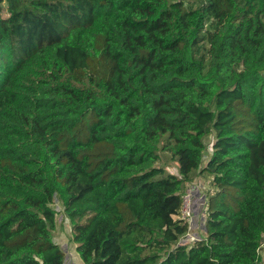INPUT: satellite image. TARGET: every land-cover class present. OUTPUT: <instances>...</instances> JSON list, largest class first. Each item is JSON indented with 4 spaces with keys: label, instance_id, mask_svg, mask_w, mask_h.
Listing matches in <instances>:
<instances>
[{
    "label": "trees",
    "instance_id": "obj_1",
    "mask_svg": "<svg viewBox=\"0 0 264 264\" xmlns=\"http://www.w3.org/2000/svg\"><path fill=\"white\" fill-rule=\"evenodd\" d=\"M60 209L83 264H264V0H0V264H64Z\"/></svg>",
    "mask_w": 264,
    "mask_h": 264
},
{
    "label": "rangeland",
    "instance_id": "obj_2",
    "mask_svg": "<svg viewBox=\"0 0 264 264\" xmlns=\"http://www.w3.org/2000/svg\"><path fill=\"white\" fill-rule=\"evenodd\" d=\"M175 1V0H170ZM185 6H196L200 0H182ZM3 15L7 16V13L3 11ZM214 134H211L204 138L206 143V152L211 150V142L213 141ZM207 156V153L204 157ZM205 159V158H204ZM157 166H163L169 173L177 172V161L174 160L170 153L167 151H161V159L155 163ZM196 180L192 179L191 183L185 184V188L191 184V199H190V209H191V221H190V232L193 234L194 238H202L205 234L204 219H205V200L206 196L215 191V188L211 183V176L206 173H194ZM194 181H196L194 183ZM199 185H198V184ZM54 241L59 244L60 248L64 252L65 262L64 264H83L77 251L76 244L71 239V226L69 220L63 213L62 209L56 213V224L53 231ZM264 237V236H263ZM194 240H187V236L182 239L184 243L190 244ZM259 256L262 262H264V238L259 249Z\"/></svg>",
    "mask_w": 264,
    "mask_h": 264
},
{
    "label": "built area",
    "instance_id": "obj_3",
    "mask_svg": "<svg viewBox=\"0 0 264 264\" xmlns=\"http://www.w3.org/2000/svg\"><path fill=\"white\" fill-rule=\"evenodd\" d=\"M211 151V150H210ZM190 199H191V184L188 185L182 195V205L179 210V213L176 215L177 218L183 219L188 223V231L187 233L181 238L184 239L187 236V240H194L193 234L190 232V221H191V209H190Z\"/></svg>",
    "mask_w": 264,
    "mask_h": 264
}]
</instances>
